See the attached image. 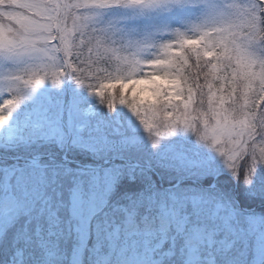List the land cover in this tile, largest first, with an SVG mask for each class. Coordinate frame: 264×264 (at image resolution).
Returning a JSON list of instances; mask_svg holds the SVG:
<instances>
[{"label": "snow or ice", "instance_id": "obj_1", "mask_svg": "<svg viewBox=\"0 0 264 264\" xmlns=\"http://www.w3.org/2000/svg\"><path fill=\"white\" fill-rule=\"evenodd\" d=\"M67 73L132 81L87 87L155 137L196 132L246 182L264 164V0H0V124Z\"/></svg>", "mask_w": 264, "mask_h": 264}, {"label": "rangeland", "instance_id": "obj_2", "mask_svg": "<svg viewBox=\"0 0 264 264\" xmlns=\"http://www.w3.org/2000/svg\"><path fill=\"white\" fill-rule=\"evenodd\" d=\"M66 74L61 77L58 82L48 79L33 89H29L25 94V98L14 109L16 121L27 112L33 113L41 122L40 127L33 129L32 132L22 136L20 140L10 139L8 141L0 140V155L3 157L12 156V153L24 152L26 156L50 155L62 158V146L67 143L61 124L65 117L70 126L77 132L81 146L87 145L96 149L98 146L105 149H114L121 152V155L112 157H126L132 161L137 158H148L154 161H160L161 166L168 171L176 170V180L182 178H194L201 180L205 176L213 177L210 184L202 187L188 184V182L179 184L170 190L171 193H164L151 179L142 181L141 184H133V187H127L128 195L131 197L129 202L139 204L154 203L164 198L174 201L178 206L184 207L188 213L192 214L193 220L199 222L213 223L215 225L226 228L233 238V244L228 251L216 250L214 258L210 260V264H257L259 252L264 254V214L253 212H242L239 207V200L236 199L238 191H242L247 196L258 195L264 197V179L259 175L264 172V164L258 165L251 175V182L240 185H232V183L220 184L215 176L219 172H228L234 175L233 171L225 164V158L218 153L210 144L200 138V136L192 131L178 127L175 131L165 133L163 136L155 137V133L149 134L130 111L123 115H113L112 118L106 119L103 116V110L92 107L89 112L94 114L87 115L86 110L81 109L80 103L88 93V80L84 81V85L78 80L75 81L72 97L67 100V108L64 111V87ZM128 82V81H126ZM3 94V93H1ZM11 95L7 99H11ZM83 124L85 128H81ZM18 126V124H16ZM86 129V131H85ZM0 130L6 131L5 123L0 124ZM11 127L8 132H12ZM71 130V129H70ZM31 133V134H29ZM5 134V133H4ZM163 142L165 147L160 148L156 145ZM58 147V148H57ZM57 148L54 153H48L51 149ZM85 151L84 149L78 148ZM68 151V152H67ZM64 153V152H63ZM93 153V151H87ZM75 156L74 149L65 148V153ZM96 160V161H95ZM94 162L98 163L103 159L95 158ZM52 159H41L38 162L33 161H16L13 164H7L6 169L10 171L11 179L6 185V191L0 189V196L6 200L11 194H18L22 198L28 200V204L24 206L23 216H10L9 213H0V235L4 231L5 225L10 227L9 234L12 239L20 236L26 238V246L28 245L24 259L34 253V259L24 264H64V258L69 249L74 245L79 249L82 245L84 232L74 226L68 215V204L58 201L56 205L52 204L53 197H61L65 189L69 187L66 180L70 177H76L89 186H93V179L89 177L93 173L92 168H75L69 165H62ZM114 164V163H113ZM3 163H0L2 166ZM113 169L118 171L121 163H117ZM14 168V173L11 169ZM174 179V178H173ZM196 183V182H195ZM213 183V184H212ZM173 184V183H172ZM137 189H133L135 187ZM6 192L7 195L5 194ZM12 201V200H11ZM43 208V209H41ZM245 211V210H244ZM72 214L75 211L72 210ZM50 221L51 226H47ZM73 222V224H72ZM39 224V229L51 232L50 237L46 233L39 235L37 241L33 239L31 229L32 224ZM74 232V236L71 232ZM186 228L183 223L177 228V239L171 237L174 244L166 249L165 256L169 264H191L189 260L182 254L180 245L181 237L185 233ZM30 234V236H29ZM139 237L142 238L141 235ZM139 237L134 236L136 241ZM149 242L155 246L159 241L157 236L149 235ZM131 237H117L112 243L115 252L119 251L122 246H130L132 249L139 248L138 245H132ZM1 241V239H0ZM50 243L47 247V244ZM147 244V243H146ZM149 245V244H148ZM107 246L110 248L111 245ZM164 250L159 252L164 254ZM150 254V250L147 251ZM126 253L115 256L119 262H122ZM151 255V254H150ZM63 257V258H62ZM76 258V255L73 256ZM155 264L156 259L153 261ZM197 264L204 261H195ZM6 264H11L8 259ZM75 264V262H72ZM132 264H138L134 261Z\"/></svg>", "mask_w": 264, "mask_h": 264}, {"label": "trees", "instance_id": "obj_3", "mask_svg": "<svg viewBox=\"0 0 264 264\" xmlns=\"http://www.w3.org/2000/svg\"><path fill=\"white\" fill-rule=\"evenodd\" d=\"M70 75V92H66L65 96V108H67V100L69 95L72 97L73 86L77 80L74 73H69ZM88 85L99 86L103 82L106 86H110L112 91L119 93L121 85L115 83L116 81L100 79H87ZM125 95L131 97L132 95V85L129 83H123ZM139 87V86H137ZM92 89H87L85 93H88L85 98H82L80 103L81 109L87 108L93 104L99 106L100 110H103V116H106V119H110L113 115H123L129 110L126 106L119 105L118 102L113 109L107 107V100L105 103H101L100 98L95 95ZM110 93L106 90L105 97ZM11 95L10 93H0V105H3L7 96ZM67 104V105H66ZM8 107V106H5ZM15 113L13 111L12 116L5 122L6 128L10 130L12 127V132H7L0 130V140L8 141L10 139L20 140L22 136L27 134L29 128L33 129L41 126V122L36 118V116L27 112L21 119L16 121ZM67 122V119L65 120ZM18 124V126L16 125ZM30 126V127H29ZM64 131L66 140L70 133V140H68V145L71 149L75 151V158L86 161L94 162L95 158L104 159L111 158V155L115 156L114 152H117L116 155H121L122 153L114 149H103L98 146L96 149L90 148L87 145H82L79 142V136L77 130L75 131L67 122V127L64 126V123L61 124ZM29 127V128H27ZM81 128H85L83 124H80ZM71 129V130H70ZM86 131V129H85ZM5 133V134H4ZM31 134V133H29ZM62 148V154L65 151V145L59 144ZM159 147V150L162 147H165L163 142H159L156 147ZM58 148V147H57ZM51 149L48 153H54L58 149ZM78 148L84 149L85 151L79 150ZM87 151H93V153H87ZM24 153V152H21ZM57 153V155H61ZM149 160L148 158H137L138 161L143 163L150 164L153 168L157 169L163 179V182L168 185L176 182V170L168 171L163 168L160 164V161ZM96 161V160H95ZM3 163L0 166V189L6 191V185L11 179V174L5 168L7 164H13L14 161L9 159H4L0 157V163ZM117 163L108 164L104 167L94 168L93 173L89 174V177L93 179V186H89L88 183H84L82 180H79L76 177H70L66 184H69L67 190L61 195V197H53L52 204L56 205L58 201L68 204V215L70 216L71 221H74V226L82 225L78 227L80 230H83L84 237L82 245L79 246V249L75 248L74 245L69 249L67 255L64 257L66 261L64 264H132L134 261H138L139 264H155L153 261L156 259L157 264H169L167 257L165 256L166 249L174 244V241L171 240V237L177 239V228L180 223L186 228L185 233H183L180 241L182 254L191 264H197L195 261H204L200 264H210V260L214 258V252L218 249L228 251L233 244V238L231 237L230 232L219 225L207 222H199L193 220L192 214L188 213L184 207L178 206L174 201L164 198L163 200H158L154 203H142L143 201L139 199V204L131 203L130 196L128 195L129 187H133V184L143 187L142 181L145 179L149 181L150 179L156 183V185L164 193H171L170 190H164L161 186L160 181L157 175L151 171L143 170L138 167H127L120 166L118 171L113 169ZM63 166L69 165L75 168H83L74 163L63 162ZM84 169V168H83ZM14 168L11 171L14 173ZM174 178V179H173ZM213 177L205 176L200 180V182L187 181L188 184L197 185L202 187L206 184H210ZM259 178L264 179V172L259 175ZM220 181V184L232 183V185H240L243 183V177L233 176L228 172H221V174L216 178ZM203 184H202V183ZM136 186L133 189H137ZM238 191L236 199L239 200V207L244 209L254 207L260 203H264V197L260 196H247L242 191ZM8 192L5 194L7 195ZM14 202H6L3 197L0 196V212L11 214L10 216L18 215L23 216L24 206L28 204V200L25 197L19 196L16 194H11ZM43 209V208H41ZM44 210V209H43ZM72 210L75 211V214H72ZM247 213L246 211H242ZM255 213L264 214V205L255 211ZM73 224V222H72ZM47 226H51L50 221L47 222ZM9 228L5 225L4 231L0 235V264H6L8 259L14 258L15 264H24L33 260L34 253L24 259V253L28 245L26 246V238L20 236L16 239H12L9 234ZM32 237L35 240H39V235L41 233H46L47 237H50L51 232H46L39 229V224H32L31 229ZM71 235L74 236V232H71ZM139 235L142 236L139 237ZM149 235L157 236L159 241L155 244H151L148 240ZM30 236V234H29ZM134 236L139 237V241L134 239ZM117 237L129 238L131 237L132 245H138L139 248L132 249L130 246L127 248L122 246L119 251L115 252L112 243L116 240ZM117 241V240H116ZM147 243V244H146ZM50 243L47 244V247ZM108 245H111L109 248ZM149 244V245H148ZM148 249L150 254L147 253ZM164 250V254L159 252ZM126 253L122 262H119L118 258H113L115 256ZM21 255V258L19 257ZM76 255V258L73 256ZM63 258V257H62ZM257 264H264V254L259 252Z\"/></svg>", "mask_w": 264, "mask_h": 264}, {"label": "water", "instance_id": "obj_4", "mask_svg": "<svg viewBox=\"0 0 264 264\" xmlns=\"http://www.w3.org/2000/svg\"><path fill=\"white\" fill-rule=\"evenodd\" d=\"M33 159H39V157H33ZM135 165H137L136 163H134ZM185 180V179H184ZM183 179L178 181L176 184L169 186L168 188L174 187L175 185H178L179 183H181L182 181H184ZM257 208V207H256Z\"/></svg>", "mask_w": 264, "mask_h": 264}]
</instances>
